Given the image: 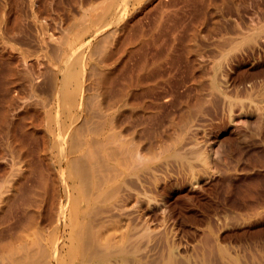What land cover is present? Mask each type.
Here are the masks:
<instances>
[{
	"label": "bare ground",
	"instance_id": "1",
	"mask_svg": "<svg viewBox=\"0 0 264 264\" xmlns=\"http://www.w3.org/2000/svg\"><path fill=\"white\" fill-rule=\"evenodd\" d=\"M12 1L17 13L13 19L5 16L0 20V45L6 44L3 37L22 24L20 3ZM109 1L104 0L108 2L104 6L86 1L88 7L83 6L86 11L74 26L70 20L72 26L57 35L56 41L50 35L56 43L51 49L48 36L42 35L39 46L49 66L45 73L48 88L46 95L28 106L29 121H20L9 116L8 108H0V137L6 136L11 152L25 161L24 168L12 170L17 171L15 178L10 174L13 161L10 168L0 167V176L13 177L11 197L0 199V264H144L153 244L165 255L159 264L181 263L182 248L188 244L179 234L191 215L184 197L202 201V195L187 185L194 187L209 174L212 154L211 145L192 130L210 108L217 112L226 109L233 117L235 105L243 103L241 92L251 97L257 76L261 75L257 86L264 92V42L258 40V29L245 36L250 43L245 56L257 60L256 69L246 68L240 53H235L231 63L225 54L222 61H228L231 71L222 61L212 62L209 84L205 82L208 88L203 84L205 55L197 48L194 33L185 47L195 92L180 99L177 108L163 117V103L158 104L156 96L163 79L156 70L160 64L143 55L149 43L147 30L134 23L148 2L159 0ZM33 3L29 8L34 12L42 7ZM135 4L140 5L133 10ZM162 12L160 21L159 15L156 19L160 34L170 15L164 17ZM33 23L45 29L39 19ZM132 27L135 33L141 30L133 33L135 37ZM161 41L160 45L165 40ZM14 50L26 56L20 48ZM136 52L142 53V58L131 68L128 62ZM165 52L159 51V60L163 55L170 58V51ZM1 57L0 53V68ZM13 57L9 56L7 66L12 85L5 82L0 86L11 106L14 94L8 97L5 92L19 90L23 79L17 80L21 70L17 72L16 65L20 63H13ZM248 82L250 90L245 87ZM165 98L172 99L171 95ZM2 144L1 162L6 158ZM189 144L192 157L186 153ZM236 151L240 152L233 147ZM193 159L201 162V168ZM172 172L177 174L174 181ZM16 195L20 202H14ZM160 202L162 211L157 218L155 206ZM235 245L243 248L248 243L239 239Z\"/></svg>",
	"mask_w": 264,
	"mask_h": 264
},
{
	"label": "rangeland",
	"instance_id": "2",
	"mask_svg": "<svg viewBox=\"0 0 264 264\" xmlns=\"http://www.w3.org/2000/svg\"><path fill=\"white\" fill-rule=\"evenodd\" d=\"M11 1L0 0V20L5 16L10 19L15 17L17 9L14 4H17ZM17 1L20 3L18 6L21 9L18 11L22 14V17L20 16L22 24H20L21 29L18 26L13 33L3 37L6 39V44L0 45V53L2 55L0 86L8 82V58L12 54L16 58L13 57V63H20L16 65L17 72L21 70L17 80L23 79L20 81L21 88L19 90L15 91L13 88L12 90L9 89L8 93L4 91L6 95L8 94V97L14 94L12 96L15 97V101H13L12 106L10 103L6 104L3 98L4 93L0 87V108H8L9 116L20 118L21 120H18L26 122L27 119V121L30 119L28 106L41 98V95L47 94L48 77H45L47 76L45 73L49 66L47 58L44 56L41 46H39L40 39L44 35L48 36L51 49L56 46L57 37L62 32L66 33L69 30L68 26L70 28L76 18H80L81 14L86 11L84 9L88 7L89 1L91 3L92 1L98 2L97 4L100 6L106 5L108 2H104V0H40L41 3H39V0ZM31 2H34L33 4L37 8L42 5L41 8L39 7L40 11L38 10L39 8L35 10L36 12L32 11L29 8ZM95 3L93 6L97 7ZM110 3L111 0L109 1ZM139 5L135 4L132 6L133 10ZM83 6L87 7L84 8ZM176 9L177 11H175ZM6 10L8 11L6 12ZM164 10L167 11L165 14L162 12ZM161 12L164 17L166 13L169 12L168 14H170L164 19H167L166 23H163L165 27L161 25L162 35L159 33L160 26L156 28V19L159 15L160 21ZM139 14L142 17L138 16V18H141H137V20L135 18L134 23L137 28L143 31L147 30L146 38L149 39L143 55L147 57L149 62L157 61L158 65L160 64V67L156 68L158 75L159 77L163 75L156 95L159 98L158 104L159 101L163 103L160 110V114L163 117L177 108L176 105L180 99L184 98L188 93L192 94L193 91L195 92L194 85H192L194 78L192 65L187 57L185 47L194 33V42L199 51H202L205 55L206 69H204L207 72L203 82L204 85H206L205 82L209 84L210 75L213 71L212 62L222 61L225 54L228 55V61L231 63L235 53H240L246 59L244 61L245 67L252 68L251 70L256 69L253 67L257 60L245 56L247 54L245 51L249 50L250 45L245 36L250 35L254 29H258L260 31L258 40L261 43L264 42V0H191L189 2L187 0H159L152 4L148 2L146 8ZM7 18L6 21L8 22ZM168 18L172 21L175 18V20L172 22ZM37 19H39L43 28L45 25L44 30L42 28L39 29L33 23ZM178 19L182 22L180 20L176 22ZM70 20L72 23L69 22ZM137 22L140 26H138ZM175 23L180 24V27L175 25ZM62 26L65 28H62ZM134 27L136 28V26ZM134 27H132L133 30L131 31L132 37H135L141 31L138 29L135 33L134 31L137 28L134 30ZM55 28L56 31L54 30ZM50 35L54 37L55 41ZM163 40H165V44L161 43L160 45L159 41L163 42ZM161 46L162 48H160ZM15 48L23 50L26 56L24 57L20 52L15 51ZM257 48L260 49L259 46ZM25 49H27L28 55ZM159 51H170V58H166L163 55L159 60ZM135 54L133 56L136 57L132 58V56L131 59L133 60H129L133 64L128 62L129 66H133L131 68L136 67L137 62H139L137 59L142 58V53ZM16 56L20 57V62H17L19 59ZM171 58L173 62L170 60ZM225 61H222L225 69L231 71L230 66L227 64L228 61L227 63ZM38 71H41L40 73L43 76ZM260 76L254 78L256 87L251 89V97L246 91L241 92L239 99L241 98L243 103L240 102L235 105L233 117L227 115L226 109L221 108L217 112L210 108L205 111L203 119L192 130L193 133L196 132L198 136H201V140H205L207 144L211 145L212 154L209 174L201 177L199 183L194 187L187 185L189 190H195L198 195H202V201L190 195H185L184 197V200L189 204L191 215L187 217V221L184 224L185 227L179 234L183 237L182 241L188 244L187 248H182L181 263L179 264H264V92L259 90L260 87L257 86V83L260 82L258 81ZM8 84L12 85L10 79ZM203 84L201 83L202 86H204ZM250 84L251 82H248L245 85L247 90H250ZM206 86L208 88L209 85ZM233 91L232 89L231 92L233 93ZM31 95L33 97H30ZM167 95H171L172 99L166 101L165 97ZM206 97L211 98L212 96L205 95ZM5 137H0V143H3V151L1 153L4 152L6 157L3 162L0 161V167L4 168L3 170H5V166L10 168L13 161L15 163L14 167L12 166L14 169L11 167L10 174L14 173L13 176L15 178L17 171L12 172V170L24 168L25 161L22 162L18 158V154L11 152L5 142ZM191 140H194V138ZM205 142L201 144L203 145ZM29 146L30 149H33L32 142H30ZM232 146L238 148L240 152H233ZM187 147L186 153L192 157L194 155L191 153L193 146L189 144L188 146L186 145ZM193 162L197 168H201V162L196 159H193ZM7 175L0 176V199L7 198L6 200L11 197L10 184L11 180H13L12 176ZM176 176L177 174L172 172V181L176 180ZM26 184L28 185V182ZM18 196L16 195L14 202L21 201L17 199ZM161 205H163L162 202L158 203L157 207L155 206V216L157 218L161 216ZM15 211L14 208L13 212ZM11 221L15 222L14 219ZM239 239L243 240L244 243L247 242L248 246L243 248L236 247L235 244ZM187 240L189 241L187 242ZM221 247L227 248L223 249ZM160 248L158 245L153 244L152 249L147 253L150 254L148 261L143 263L159 264L160 259L165 256L159 251Z\"/></svg>",
	"mask_w": 264,
	"mask_h": 264
}]
</instances>
